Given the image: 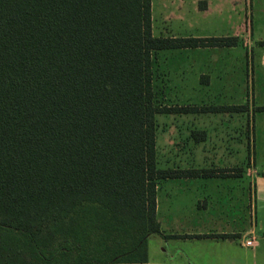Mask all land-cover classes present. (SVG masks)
Masks as SVG:
<instances>
[{"label": "trees", "instance_id": "trees-1", "mask_svg": "<svg viewBox=\"0 0 264 264\" xmlns=\"http://www.w3.org/2000/svg\"><path fill=\"white\" fill-rule=\"evenodd\" d=\"M237 42L155 38L151 0H0V264L147 263L158 182L197 175L157 168L156 116L244 109L154 105L151 55Z\"/></svg>", "mask_w": 264, "mask_h": 264}, {"label": "crops", "instance_id": "crops-1", "mask_svg": "<svg viewBox=\"0 0 264 264\" xmlns=\"http://www.w3.org/2000/svg\"><path fill=\"white\" fill-rule=\"evenodd\" d=\"M217 1L220 10L232 0ZM244 1L250 19L241 35L227 37L237 38L236 45L224 49L229 50L226 54L230 64L251 66L255 72L249 82L247 74L239 76L240 84L235 88L241 96L239 103L195 106L244 109L197 113L224 116L226 120L193 132L197 133L192 141L198 153L192 155L191 167L170 169L195 171L197 175L158 182L156 218L160 235L148 237V259L144 264H264V0ZM198 10L206 12L208 6ZM209 63L216 65L217 59ZM214 69L198 75L201 87L208 95H230L232 85L221 84L225 74ZM159 183L163 184L160 199ZM251 239L253 246L247 247L245 242ZM150 240L159 248L157 263L153 261L156 255L154 251L151 254Z\"/></svg>", "mask_w": 264, "mask_h": 264}, {"label": "rangeland", "instance_id": "rangeland-1", "mask_svg": "<svg viewBox=\"0 0 264 264\" xmlns=\"http://www.w3.org/2000/svg\"><path fill=\"white\" fill-rule=\"evenodd\" d=\"M217 0H151L152 35L155 38H227L238 37L250 19L244 0H232L218 8ZM223 4V2H221ZM208 6L206 12L198 8ZM228 48L212 50H170L152 53L153 102L156 106L195 107L208 104L239 103L238 89L240 75L247 74L248 82L254 74L251 66L230 64ZM217 59L216 65L209 62ZM219 58H221L220 61ZM230 59V60H229ZM228 60V61H227ZM227 61V62H226ZM225 74L221 84L232 85L230 95H208L198 79L209 68ZM247 67V68H246ZM224 80V81H223ZM238 92V93H237ZM201 108V107H197ZM224 116L189 114L157 115L156 121V160L159 170L191 167L192 155L198 153L194 146L193 132L209 127L211 123H224ZM162 183H159L158 198L162 196ZM82 218H83V211ZM152 236L151 240H155ZM149 241L151 254L159 261V248Z\"/></svg>", "mask_w": 264, "mask_h": 264}, {"label": "built area", "instance_id": "built-area-1", "mask_svg": "<svg viewBox=\"0 0 264 264\" xmlns=\"http://www.w3.org/2000/svg\"><path fill=\"white\" fill-rule=\"evenodd\" d=\"M245 245H246L247 247H252V246H253V240L251 239V240L246 241V242H245Z\"/></svg>", "mask_w": 264, "mask_h": 264}]
</instances>
